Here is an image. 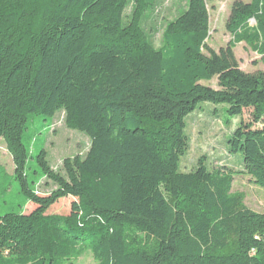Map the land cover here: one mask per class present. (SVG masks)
Instances as JSON below:
<instances>
[{"label":"trees","instance_id":"obj_1","mask_svg":"<svg viewBox=\"0 0 264 264\" xmlns=\"http://www.w3.org/2000/svg\"><path fill=\"white\" fill-rule=\"evenodd\" d=\"M215 1L189 0L157 49L142 26L147 0H135L127 25L128 0H0V138L36 205L0 216V264H64L87 250L95 264H264L255 238L264 213L233 191L235 171H210L205 157L195 171L179 169L186 118L201 103L226 104L232 116L251 109L229 151L264 189V71H245L235 53L244 42L264 62V0L234 2L233 39L218 51L209 44ZM214 79L217 88L203 83ZM61 110L91 146L64 160L66 176L42 150L37 162L57 188L40 195L23 136L31 115ZM69 196V215L48 214Z\"/></svg>","mask_w":264,"mask_h":264},{"label":"rangeland","instance_id":"obj_2","mask_svg":"<svg viewBox=\"0 0 264 264\" xmlns=\"http://www.w3.org/2000/svg\"><path fill=\"white\" fill-rule=\"evenodd\" d=\"M189 0H147V10L142 20L143 29L155 48L162 46L163 35L169 22L176 19L187 7ZM236 1L249 3L252 0H216L210 5V38L209 44L215 50L226 47L233 39L227 28L231 8ZM135 10V0H128L124 14L125 25L131 21ZM255 25V20H250ZM241 68L247 72L256 69L264 71L261 55L246 43L235 47ZM217 88V79L203 82ZM226 104L203 102L186 118L185 133L189 138V148L180 161V172H192L198 168L200 158L205 157L210 171L219 168L234 170L233 191L246 192V204L254 211L264 213V189L249 180L243 170V154L229 151V141L242 121H251V109H246L241 116H232L227 112ZM65 111L57 112L54 117L34 114L29 117L24 132L23 142L29 151L26 173L30 185L40 195H48L57 185L44 176L37 162V156L45 150L47 160L55 171L66 176L63 162L66 158L77 155L85 157L91 146L90 137L80 130L67 127ZM256 126L263 127L264 122ZM75 200L69 196L60 199L49 210L48 214L69 215L71 204ZM36 205L21 192L15 177V165L6 143L0 138V216L7 213L28 214ZM254 252L252 251V254ZM93 253L87 250L77 259L67 260L64 264H95Z\"/></svg>","mask_w":264,"mask_h":264},{"label":"built area","instance_id":"obj_3","mask_svg":"<svg viewBox=\"0 0 264 264\" xmlns=\"http://www.w3.org/2000/svg\"><path fill=\"white\" fill-rule=\"evenodd\" d=\"M256 239H258V240H260V239H264V236L262 237V236H260V235H257L256 237H255ZM254 251V250H253Z\"/></svg>","mask_w":264,"mask_h":264},{"label":"crops","instance_id":"obj_4","mask_svg":"<svg viewBox=\"0 0 264 264\" xmlns=\"http://www.w3.org/2000/svg\"><path fill=\"white\" fill-rule=\"evenodd\" d=\"M235 50H236V49H235ZM235 53H236V52H235ZM239 61H240V60H239ZM240 65H241V63H240ZM241 67H242V66H241ZM257 70H259V69H256L255 71H257ZM255 71H254V72H255ZM248 177H249V180H250V176H248Z\"/></svg>","mask_w":264,"mask_h":264}]
</instances>
